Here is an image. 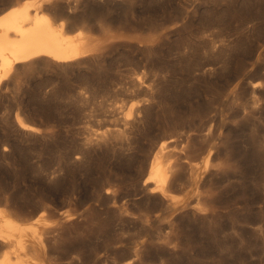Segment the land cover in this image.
Here are the masks:
<instances>
[{
    "label": "rangeland",
    "instance_id": "rangeland-1",
    "mask_svg": "<svg viewBox=\"0 0 264 264\" xmlns=\"http://www.w3.org/2000/svg\"><path fill=\"white\" fill-rule=\"evenodd\" d=\"M24 1L0 0V13ZM46 6L101 44L18 64L0 83V174L24 182V162L33 181L8 191L0 180V209L23 231L17 264H264V0ZM163 145L182 172L201 159V179L176 168L167 200L145 184ZM13 250L0 241V261Z\"/></svg>",
    "mask_w": 264,
    "mask_h": 264
},
{
    "label": "bare ground",
    "instance_id": "bare-ground-1",
    "mask_svg": "<svg viewBox=\"0 0 264 264\" xmlns=\"http://www.w3.org/2000/svg\"><path fill=\"white\" fill-rule=\"evenodd\" d=\"M49 1L50 0H25L24 2H19V3L12 5L9 9L0 13V83L3 82L4 80H6L10 76L13 69L16 68V66L18 64L27 63V62L29 63V62H32L36 59H41V58L42 59H50L51 61L61 62V63L62 62H71V61L78 60V59H80L86 55H89L94 51L99 50L101 43L93 40L92 35L89 32H87L86 30L82 29L78 32L76 31L77 32L76 34L75 33L74 34L69 33V31H68L69 29H67L68 28L67 22L64 20L55 18L50 13L51 10H49V8L46 6V4ZM19 122L25 128H32L31 126L26 125L22 121H19ZM207 137H209V135ZM204 138H206V137H204ZM211 138H212V136H211ZM190 140H191V138H190ZM208 140L211 141L212 139L209 138ZM208 140H206V141H208ZM192 141H194V140H191V142H189V141L188 142L193 143ZM202 141L204 142L205 140H202ZM205 143H207V142H205ZM187 145L189 146L190 144H187ZM188 146H186L185 148H187ZM193 146H194V143H193ZM201 146L204 147L203 145H201ZM206 146L203 149H205ZM182 147H181V150L183 149ZM207 148H208V146H207ZM209 148H210V146H209ZM176 149H178V148L176 147ZM184 149H183V151H184ZM190 149L186 150V152H185L186 156H187V151H190ZM206 149L204 150L203 153H205ZM170 150H174V149H170ZM170 150L167 148L166 145L162 146L161 150L155 155V157L151 161L149 176L147 177V179L145 181V184L154 183L155 187L162 192V195L164 198H166V200L168 198L172 199L170 197L171 194L169 193V190L172 187L174 190L175 184L179 183V180L181 179V177H183V176L180 177L179 172L176 169V168H178V166L177 165L174 166L172 164L174 161L173 158H177L176 156L179 155L178 154L179 152L176 154L177 150H175L176 152L170 151ZM183 151H180V152H183ZM196 153H198V152H196ZM194 154H195V152H194ZM196 155H198V154H196ZM183 157L185 158L184 155H183ZM202 157H204V156H202ZM202 157H200V158H202ZM164 158L167 159L166 165L162 161ZM208 158H210V155L208 156ZM186 159H184V160H186ZM188 159H189V156H188ZM195 159H193V158H192V160L190 159L189 161H187L188 163H186L184 160H182V161H184V163L189 164L187 168L189 169L190 173L187 171L188 169L186 170V172L191 175V176L190 175L189 176L191 177V179L193 181L196 180L197 177L200 178V176L198 175V171H200V170L198 168V165L195 164V162L197 161V163H198V161L201 159H199V160L196 159V161H195ZM180 160H181V158H180ZM180 160H178V161H180ZM193 160H194V163L192 162ZM203 160H204V158H203ZM176 161H177V159H176ZM211 162L213 165V161H211ZM213 166H215V165H213ZM215 167L213 169H215ZM184 168H186V167L183 166V169H181V168H178V169L179 170L181 169V172H182V170H184ZM203 170H205V169H203ZM182 173L184 174L185 171ZM187 173H185V175ZM186 177H188V175H186ZM190 177H188V178H190ZM183 180H185V178ZM186 181H187V179H186ZM197 181L195 183H197ZM199 181H202V180H199ZM180 182L184 183V182H182V180ZM203 182H205V181H203ZM201 184H202V182H201ZM192 185H194V184H192ZM189 186H190V184H189ZM205 186L207 187V185H205ZM204 187H202V188H204ZM175 188H178V187L175 186ZM194 188H195V186H194ZM194 190H193V192H194ZM208 191H210V193L213 192V191L211 192V190H208ZM181 192L182 191H180V193ZM202 192H201V194H202ZM204 192H205V190H204ZM177 194H179V193H177ZM198 194H200V193H198ZM206 194H208V193H206ZM205 196H208V195H205ZM212 196H213V194H212ZM197 197L201 198L200 196H197ZM199 198H197L198 200L195 201V202H197L196 205L198 207H200L201 203H203V202H201L202 199H199ZM211 198H213V197H211ZM211 198H210V201L211 200L213 201V199H211ZM207 199H206V201H207ZM217 200H219V199H217ZM188 202H187V204H188ZM207 202L210 205L212 203L209 201H207ZM204 203L206 204V202H204ZM182 204H184V203H182ZM192 205H194V204L192 203ZM214 205L217 206V204H213V206ZM205 206L207 207V205H205ZM224 208H225V206H224ZM227 208H229V207H227ZM190 211H191V209H190ZM202 212L204 213V211H202ZM227 216H228V214H227ZM195 217H197V216H195ZM16 225L17 224H16L15 220L12 217L7 216V213L5 210L0 209V241H2V242L6 241L7 244L12 249L14 248V250L12 251L13 255L11 256L12 253H10V252H9L10 255H9V253L8 254L6 253L4 259L2 261H0V264H17L18 260L13 259V257L17 258L18 255H16V254H18L19 251H21V249H25V247H20L22 237H17L16 235H14V232H16V231H18V234H20V235L23 232V231H21V229H16ZM7 230H10V232H7ZM252 243H254V242L252 241ZM17 247H19V248H17ZM241 252H242V250H241Z\"/></svg>",
    "mask_w": 264,
    "mask_h": 264
},
{
    "label": "trees",
    "instance_id": "trees-1",
    "mask_svg": "<svg viewBox=\"0 0 264 264\" xmlns=\"http://www.w3.org/2000/svg\"><path fill=\"white\" fill-rule=\"evenodd\" d=\"M44 139L45 138L43 136H38V139L37 140H41V142L39 143L40 144L39 147H41L43 144H45V143H43L44 142ZM31 144H32V142L29 141V140L27 142L25 141L24 144L22 143V145H20V147H19V144L18 143L17 144L12 143L10 145V148H11L10 154H15V155L18 156L19 149L24 150L25 152H27L32 147ZM21 167L22 168L25 167V163L24 162H20L19 168H21ZM22 168L20 169V176L27 175L26 178L23 177L25 179L24 182L27 183V185H24V182L22 180L16 179L15 177L10 176L8 173L2 172L0 174V180H1L2 184L6 187V189L8 191H11V187H13V185L15 184L14 182H18V184L22 185V188L21 189H23V190H28L27 189V186L29 188H32V186H33V181H32V177H31L32 174H30V172H25V170L22 169ZM7 183H9L10 185L12 184V185L9 186ZM72 187L73 186H71L70 184H68V186H66L62 190V192L60 193V197L61 196H65V195L69 194L70 192H72L73 191L72 190ZM86 189L87 190L85 192H83V195H82V198H84V199H88L89 193H90L89 191L91 189H93V188L90 186V187H88ZM17 194H18L17 192L13 194L14 201L16 200Z\"/></svg>",
    "mask_w": 264,
    "mask_h": 264
}]
</instances>
